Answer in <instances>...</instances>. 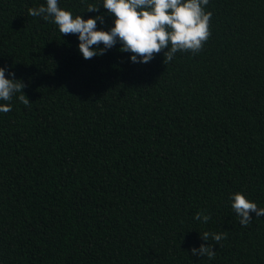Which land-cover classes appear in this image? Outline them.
<instances>
[{"label": "trees", "instance_id": "16d2710c", "mask_svg": "<svg viewBox=\"0 0 264 264\" xmlns=\"http://www.w3.org/2000/svg\"><path fill=\"white\" fill-rule=\"evenodd\" d=\"M89 4L59 0L110 28ZM42 5L0 0V66L30 101L0 113V264H264V216L241 226L229 200L264 208V0H210L202 49L147 64L85 60Z\"/></svg>", "mask_w": 264, "mask_h": 264}, {"label": "clouds", "instance_id": "9594fccd", "mask_svg": "<svg viewBox=\"0 0 264 264\" xmlns=\"http://www.w3.org/2000/svg\"><path fill=\"white\" fill-rule=\"evenodd\" d=\"M210 0H103L102 7L88 5L87 12L100 13L104 8L112 17V26L107 30L100 25L107 23L101 13L84 19L81 14H73L59 5V0H46V6L31 8L30 15L42 17L54 23L61 34H76L79 41L78 51L85 60L103 56L119 44L122 53H129V61L134 64H147L155 54L164 52L165 61H172L180 51L199 52L211 35L210 20L212 12L206 11ZM102 45V47H101ZM95 46V47H93ZM7 73V75H6ZM24 83L16 78L14 71L0 66V113L12 110L11 103L17 93L25 105L29 99L23 94ZM231 207L239 218L241 226L252 221L250 213L264 216V208L247 198L243 192L230 195ZM195 219L204 224L210 216L198 212ZM203 241L209 238L219 242L225 238L223 233L204 232ZM215 252L211 246L202 243L193 247V256H207L212 259Z\"/></svg>", "mask_w": 264, "mask_h": 264}]
</instances>
